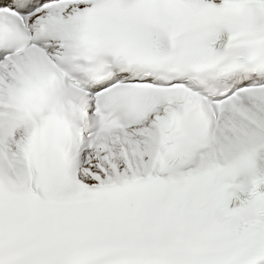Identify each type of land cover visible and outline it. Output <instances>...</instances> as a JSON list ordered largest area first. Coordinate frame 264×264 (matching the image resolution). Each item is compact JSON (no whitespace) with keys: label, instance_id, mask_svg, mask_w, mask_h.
I'll return each mask as SVG.
<instances>
[{"label":"snow or ice","instance_id":"snow-or-ice-1","mask_svg":"<svg viewBox=\"0 0 264 264\" xmlns=\"http://www.w3.org/2000/svg\"><path fill=\"white\" fill-rule=\"evenodd\" d=\"M0 264H264V0H0Z\"/></svg>","mask_w":264,"mask_h":264}]
</instances>
